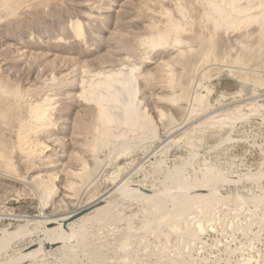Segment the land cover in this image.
I'll return each mask as SVG.
<instances>
[{"label": "rangeland", "instance_id": "374dc122", "mask_svg": "<svg viewBox=\"0 0 264 264\" xmlns=\"http://www.w3.org/2000/svg\"><path fill=\"white\" fill-rule=\"evenodd\" d=\"M10 1L0 12V264H264L263 22L214 29L207 0ZM174 24L189 47L151 49ZM122 65L135 70L147 119L107 123L83 78ZM118 96L107 107L121 114L132 98ZM46 97L50 124L31 140L51 149L26 155L16 145L26 105ZM191 105L202 109L183 124ZM239 109L247 118L213 123ZM179 178L214 196L175 208ZM125 185L65 228L42 218Z\"/></svg>", "mask_w": 264, "mask_h": 264}, {"label": "bare ground", "instance_id": "6f19581e", "mask_svg": "<svg viewBox=\"0 0 264 264\" xmlns=\"http://www.w3.org/2000/svg\"><path fill=\"white\" fill-rule=\"evenodd\" d=\"M207 1H209L212 10L217 13L216 18H215L213 13L208 14V17H207V18L213 20V23L215 26L214 29H218V28L220 29L221 24L223 27L228 25V26H234L236 28H240L244 24H246L248 22H253V21H255L256 23L257 22H259V23L263 22L262 25L261 24L260 25L261 26L264 25V18L261 17V14L253 12V11H264V0H256L255 2H254V0H207ZM2 9H8V10L12 9V7L9 5V2L7 0H0V11ZM0 18H1V16H0ZM226 28L229 29V27H226ZM181 29L182 28L180 25H176V24L172 25L171 27H169V31H171L172 34H161L158 36V38L151 40L148 43L150 45V48L151 49H158L161 46L170 44L173 47V49L178 50L179 54L183 53L184 50L187 47H189V45L180 39L178 33H180V31H182ZM262 32L263 31H261V33ZM183 48H184V50H183ZM133 69L134 68L130 67V65H127V66L122 65L121 67H118V68H108V69H103L100 71L98 70V71H94V72L93 71H87L85 73L84 78H83V95L85 97L91 99V100H95L98 102V104L100 105V111H99L100 115L99 116L104 122L113 123V122H118V121L122 122V120H124L126 123H128V122L134 123L135 121L138 122L137 120H139L141 118L147 119V116L145 115L144 112H140L137 110V108H135L134 100H135V96H136V92H137V88H136V79L137 78H136L135 70H133ZM99 90H101V91H99ZM19 91H14L12 93H13V96L16 98V100H18V101L20 100V102H21V100L24 101V99H23L24 95L22 93H20L21 91L20 92ZM117 91L129 93L130 97L132 98V100H131L132 102H130V104H127L126 106H124L121 114L117 112L118 110L112 111L109 107H107V102H111L112 100H114L116 102H120V100H119L120 98L118 96ZM197 92H199V91L197 90L195 92V96L193 95L194 96L193 98H195L194 100L204 102L203 106L205 105L204 107L206 109V106L210 105L208 102L209 94L208 95H201L200 93L196 94ZM10 95H11V93H10ZM18 104H19V102H18ZM21 106H22V104H21ZM26 106H27L28 111L30 113V117L28 116L29 117L28 119L26 118V120H23L20 123V130H19V133L17 135V144H16L17 149L26 155H33V154L35 155L36 153H39L40 151H43L44 149H45V151H49L51 149L50 145L42 146V145H39L38 143L37 144L33 143L34 141L31 140V135L34 132L36 133V132L46 128L50 124L49 112L52 109L50 98L46 97V99L43 102H32L31 101ZM191 106L192 107H190L189 113L187 114L186 119L183 120V124L187 123L190 120V116L192 114H194V112H196L197 109L198 110L202 109V107L200 105L199 106L201 108H196V106L194 107L193 105H191ZM260 106L262 107V104ZM204 107H203V110H204ZM252 110H251V112H252ZM257 110H258V108H257ZM253 112H254V110H253ZM246 114L247 113H244L242 111V109L241 110L239 109L235 112H230L228 114H221L216 119H214V117H212V118H213V123H215V124L216 123H227V122L236 124L238 120L246 117ZM210 122H212V121H210ZM174 126H176V125H174ZM174 126L173 127L171 126L172 128L170 127L166 130L167 135L175 130ZM232 127H233V125H232ZM107 160H108V158H107ZM107 160H105V161H107ZM217 181L219 182V180H217ZM91 182L88 184V186L91 184ZM206 184L204 186H206ZM213 185H215V183ZM126 186L127 185H125L123 187H120V186L108 187L107 191L103 195L94 199L92 201V203H97V202H102V201L107 202L110 200V197H112L115 194H118V193L124 194L125 191L127 190ZM176 186L183 189V191H182V193H180V195L175 194L176 197H174L175 198L174 202H175L176 198L179 199V200H177L178 205L174 206L175 208L181 207L185 203H187L188 201L193 200L195 198L204 199V198H210V197L214 196L213 194L203 193V191L207 192V188L202 187L203 185H200L199 182H197L196 180H190L187 178H182V179L179 178L178 181L175 182L174 186L172 185L171 187L173 188ZM171 187L170 188L167 187V188L171 190ZM143 189H147V188H143ZM211 189L213 190L214 187ZM174 191H176V190H174ZM179 191H180V189H179ZM208 191H209V189H208ZM136 192L138 193V195H141L143 197H147V198L154 200L155 202H157L161 205H164V199H163V193L162 192L161 193H159V192L158 193L157 192L145 193L140 189L136 190ZM168 192H171V191H168ZM211 192H213V191H211ZM47 197H48V195H47ZM205 204H207V202ZM44 205H46V204H44ZM200 205H199V207H200ZM197 207H198V205H197ZM81 208H83V207L78 205L73 210L69 211L67 214L66 213H59V214L50 215V216L45 215L42 218L44 219V221L47 222V224L49 222H54V224H58V222H59L62 225L61 221L63 219L67 218L69 216V214H71L72 212H75ZM201 208L203 209L204 206L202 205ZM192 213H193V211H192ZM63 234H64V232L58 233V234L55 233L53 236H51L47 240L46 244L51 245V244L57 243L58 239L61 238L63 236Z\"/></svg>", "mask_w": 264, "mask_h": 264}, {"label": "water", "instance_id": "95a60500", "mask_svg": "<svg viewBox=\"0 0 264 264\" xmlns=\"http://www.w3.org/2000/svg\"><path fill=\"white\" fill-rule=\"evenodd\" d=\"M139 188L145 193H150L149 189H143V187H139ZM103 202H105V201L87 204L83 208H81V209H79V210H77L75 212H72L71 214H69V216L67 218H65V219H63L61 221L62 222V226L64 228L67 227L70 222L80 218L81 216H83L84 214L94 210L95 208H98L99 206H101L103 204ZM47 226H48V228H50V227L53 226V223L48 224ZM56 245H57V243H54V244H51V245L50 244H45V249L49 250L51 248H54ZM10 264H15V263H10Z\"/></svg>", "mask_w": 264, "mask_h": 264}, {"label": "crops", "instance_id": "0c3cea01", "mask_svg": "<svg viewBox=\"0 0 264 264\" xmlns=\"http://www.w3.org/2000/svg\"><path fill=\"white\" fill-rule=\"evenodd\" d=\"M7 1H8L10 4H12L10 0H7ZM2 10H8V9H2ZM2 10H1V11H2ZM1 11H0V12H1Z\"/></svg>", "mask_w": 264, "mask_h": 264}]
</instances>
